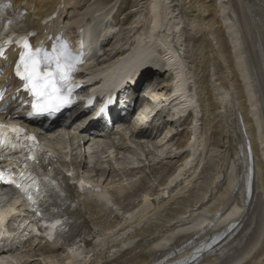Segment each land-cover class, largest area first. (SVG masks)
<instances>
[{"label":"bare ground","instance_id":"bare-ground-1","mask_svg":"<svg viewBox=\"0 0 264 264\" xmlns=\"http://www.w3.org/2000/svg\"><path fill=\"white\" fill-rule=\"evenodd\" d=\"M121 1L103 11L102 0L90 5L91 0H0V90H6L0 105L6 111L0 116L38 130L67 191L53 208L65 220L63 235L41 240L37 245L45 253L39 256L31 252L35 243L28 244L34 240L30 231L17 230L0 239L4 261L264 264V0ZM130 5L145 14L134 26L145 31L117 44L128 30L120 26L119 14H127L128 22ZM13 33L26 34L45 51L60 37L78 45L83 41L86 63L78 77L95 81L91 87L112 102L118 90L114 83L136 77L151 84L144 107L116 118L121 111L116 104L112 129L104 127L98 107L88 114L92 109L83 103L55 122L30 120L28 95L14 74L22 48L10 45ZM106 56L111 57L103 62ZM182 130L184 140L178 137ZM247 139L255 169L249 194ZM152 147L162 152L147 164L157 149ZM77 149L80 153H74ZM129 152L146 162L141 164L139 156L141 162L135 163ZM174 159L180 160L175 171L141 198L138 188L147 175L135 187L122 184L125 190L105 186L109 178L124 181L135 170L154 174L157 165ZM76 165L92 174L82 176ZM78 178L101 190L80 192ZM6 200L0 196V203ZM19 204L16 199L9 210ZM13 219L16 226L19 220ZM8 222L0 229L8 230ZM213 238L221 240L194 258ZM61 250L65 258L58 255Z\"/></svg>","mask_w":264,"mask_h":264},{"label":"snow or ice","instance_id":"snow-or-ice-1","mask_svg":"<svg viewBox=\"0 0 264 264\" xmlns=\"http://www.w3.org/2000/svg\"><path fill=\"white\" fill-rule=\"evenodd\" d=\"M24 48L27 51L20 56L16 66V75L25 82V89L35 98L29 115H44L57 111L68 104L70 101L62 94V85L70 79L71 58L64 56V60L61 62L63 53L61 56H56L54 58L55 69L53 70L49 63L53 59L52 57L45 54L41 58L40 50L33 51L27 42L24 43ZM27 141H32L34 144L35 137L28 136L21 128L0 124V152L27 149V154L24 157V168L17 170L16 176L5 175L6 172L11 174L12 168L0 170V181L15 184L28 196L29 201L35 204L34 195L39 196L41 185L29 170L28 161L36 163L37 156L33 148L28 146Z\"/></svg>","mask_w":264,"mask_h":264},{"label":"rangeland","instance_id":"rangeland-1","mask_svg":"<svg viewBox=\"0 0 264 264\" xmlns=\"http://www.w3.org/2000/svg\"><path fill=\"white\" fill-rule=\"evenodd\" d=\"M95 1H97V0H91V2L89 3V5L90 4H92L93 2H95ZM123 1V0H122ZM121 1V2H122ZM116 3H117V0H102V5L104 6H102L103 7V11L105 10L104 8H105V6H107L108 8H110V7H114V6H116ZM123 3V2H122ZM88 5V4H87ZM121 5V4H120ZM124 9H127V6H124ZM133 9V10H132ZM135 11V12H134ZM127 13H129L128 14V18H129V21L128 22H126L125 21V18L127 17V14H119V16H120V18L122 19V23H120V26H122V24H125V27L124 28H128V30H124L123 32H122V34H121V36L118 38V40H119V42L117 43V44H123L124 43V41H123V39H125V40H129L128 38L130 37V35L131 34H133V36L134 35H136L137 33H138V31H140V32H143V31H145L144 29H145V27H142V28H137V27H134L135 26V24H136V22L137 21H140V20H143L145 17V14L143 13L142 14V12L141 11H139L138 10V8H134V6H132V5H130V8L127 10ZM145 20V19H144ZM126 22V23H125ZM135 22V23H134ZM95 21H94V25H95ZM128 23V24H127ZM134 23V24H133ZM97 24H98V22H97ZM93 25V26H94ZM95 26H99V24L98 25H95ZM100 28H102V27H99V29H98V31H100L101 29ZM118 28V27H117ZM130 28V29H129ZM135 28V29H134ZM130 32V33H129ZM137 32V33H136ZM135 33V34H134ZM95 34L97 35V37H98V33H97V31L95 32ZM115 47V46H114ZM113 49V48H112ZM108 57H111V56H106V57H104L103 58V62L104 61H107L109 58ZM67 120V121H69V119H70V117H65L64 119H62V120ZM167 128V127H166ZM181 130V129H180ZM164 131V130H163ZM152 133H154V132H152ZM184 133V134H183ZM155 134V133H154ZM186 135V133H185V131L184 130H182V131H180V135H178V137H180V139L181 140H184L185 138H184V136ZM172 142V141H171ZM58 143V142H57ZM170 145H169V147L171 146L172 147V143H170V142H168ZM174 143L176 144V140L174 141ZM152 145V144H151ZM133 147L134 148H136L137 147V145L135 144V146H134V144H133ZM72 148H74V146H72ZM138 148V147H137ZM153 148V147H152ZM157 148V149H156ZM143 149V148H142ZM154 150H155V154H153V156H150L149 157V161L147 162V164L150 162V161H152L153 159H155L156 160V158H158L157 157V155H161V153L160 152H162L161 150H160V148H158V147H154L153 148ZM170 149V148H169ZM172 149V148H171ZM70 150V149H69ZM79 149H77L76 151H74V153H80V151L81 150H79ZM173 151H175V149L173 148ZM143 152V151H142ZM139 153V152H138ZM129 157H130V160H133V161H135V163H137V164H139L141 161H140V159H139V156L140 157H142L143 158V162H141V164H144L146 161H145V159L147 160V158H145L144 156H141V155H134L132 152H129V155H128ZM90 160H91V158H89ZM155 160H153V161H155ZM152 161V162H153ZM180 160L178 159V160H176V159H174V160H170V162L168 163V165H164V164H162L161 166L159 165H157V167H158V171L157 172H155V173H157V175L158 176H156V174L154 173V174H151L150 172V170L149 169H147L146 171H138V170H135V172H132V175L131 176H129V177H127V179H124V181L122 180H120V178H116V179H114V178H109V180L105 183V186H108V187H110V185H111V188L113 187H119L120 189H124L125 190V188H122L123 187V185L124 184H126V183H129L130 182V184L131 185H134V187H135V185L138 183H141L143 180H145L146 179V183H145V186H143L141 189L140 188H138L139 190H138V192H137V194H138V198H141V195H143L144 194V192H146V190L148 191V190H150V189H153L154 188V186H156L157 185V182H158V180H162L163 179V177L164 178H166V176H168V175H170L171 173H173L174 171H175V169H176V166L178 165V164H180V162H179ZM119 165H121L122 166V163L121 164H119ZM103 166H107V163H105ZM121 166H119V167H121ZM80 166H78V165H76V169L77 170H81L80 168H79ZM160 167V168H159ZM117 168V167H116ZM173 171V172H172ZM169 172V173H168ZM81 173H82V176H88V175H91L92 174V172L91 171H85V169L83 170H81ZM79 174H80V172H79ZM103 174V173H102ZM104 175V174H103ZM102 175V176H103ZM147 175V176H146ZM149 175V176H148ZM153 175V176H152ZM148 178H146V177ZM144 177H145V179H144ZM100 177H98V176H96L95 177V180H98ZM106 178V177H105ZM143 179V180H142ZM102 180H104V178H102ZM137 180H141L140 182L138 181L137 182ZM150 180V181H149ZM135 182V183H134ZM147 182H148V184H147ZM150 182V183H149ZM123 184V185H122ZM137 184V185H138ZM122 185V186H121ZM121 186V187H120ZM112 188V189H113ZM133 189V188H132ZM118 221L115 219L114 220V224H116ZM35 243V246H34V248L32 249V251L31 252H33L32 253V255L33 254H39V256H41V254L42 253H45V252H42L41 251V254H40V250H39V246L37 245L38 243L40 244L41 243V240L40 239H35V240H32L31 242H28V244L29 245H31V244H34ZM45 245V243H43V249L42 250H45L46 249V247L47 246H44ZM27 249H30V246L29 247H26ZM26 248H24V250L26 249ZM45 248V249H44ZM22 250H23V248L22 249H20V251L18 250L17 252H16V254H22ZM39 252V253H38ZM61 253H58V255H62L63 254V251L61 250L60 251ZM29 255V254H28ZM61 257H64V255H62ZM65 258V257H64ZM40 261H41V258H39V260L35 263V264H39L40 263Z\"/></svg>","mask_w":264,"mask_h":264},{"label":"water","instance_id":"water-1","mask_svg":"<svg viewBox=\"0 0 264 264\" xmlns=\"http://www.w3.org/2000/svg\"><path fill=\"white\" fill-rule=\"evenodd\" d=\"M246 147H247V150H248V154H249V157H251V164L253 165V154H252V149H251V145H250V141L247 139L246 140Z\"/></svg>","mask_w":264,"mask_h":264}]
</instances>
